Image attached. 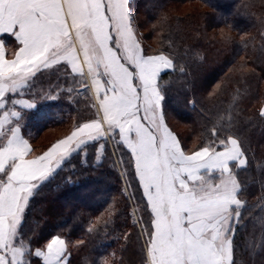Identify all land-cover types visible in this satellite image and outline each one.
I'll return each instance as SVG.
<instances>
[{
  "label": "snow or ice",
  "instance_id": "obj_1",
  "mask_svg": "<svg viewBox=\"0 0 264 264\" xmlns=\"http://www.w3.org/2000/svg\"><path fill=\"white\" fill-rule=\"evenodd\" d=\"M5 35L18 44L12 59ZM53 68L90 93L95 118L29 158L21 112L9 106L34 109L15 97ZM173 68L163 52L145 54L130 0H0V264H67L60 236L31 246L22 230L25 211L56 169L90 146L103 155L109 140L127 149L142 187L147 264H235V225L245 202L234 167L247 163L245 150L215 128L199 150H184L161 110V75Z\"/></svg>",
  "mask_w": 264,
  "mask_h": 264
},
{
  "label": "trees",
  "instance_id": "obj_2",
  "mask_svg": "<svg viewBox=\"0 0 264 264\" xmlns=\"http://www.w3.org/2000/svg\"><path fill=\"white\" fill-rule=\"evenodd\" d=\"M193 2L203 9L177 12ZM130 10L145 54L173 60L161 75V110L184 150H199L213 128L241 141L247 163L234 172L245 206L235 225L234 261L264 264V0H130ZM27 115L32 151L39 153L73 120L95 118V110L89 94L63 90ZM53 129L58 134L45 139ZM98 155L90 146L53 172L30 199L24 236L33 248L60 236L68 243L67 264H147L141 227L149 210L129 153L109 140Z\"/></svg>",
  "mask_w": 264,
  "mask_h": 264
},
{
  "label": "crops",
  "instance_id": "obj_3",
  "mask_svg": "<svg viewBox=\"0 0 264 264\" xmlns=\"http://www.w3.org/2000/svg\"><path fill=\"white\" fill-rule=\"evenodd\" d=\"M139 36V35H138ZM5 40V46L7 51V59H12L13 55L12 53L15 52L18 49V44L15 41V39L11 36L5 35L3 37ZM148 55H154V54H148ZM69 89H72L69 91ZM63 90L68 92H73L74 95H83L84 93H87L90 95V93L82 88L80 85L76 84L75 81L71 77H67L63 74L62 70L58 68H53L49 70H45L41 73L37 74V77L31 82V85L29 88L22 90V94H17L15 98L17 99H29L32 102L35 103L36 107L31 110L24 109L20 105L15 106H9L14 107L16 111L21 112V119L19 121L20 127H21V135L24 136L25 139H28L30 145V128L34 126V124H29V118L28 113H31L33 111H36L41 104H44L46 102L55 100L59 95L62 94ZM3 110H0V116H2ZM15 121V118H13ZM93 118H86L82 122H74L75 120L70 123L69 127L71 130L66 133L64 136H60L56 139H54L47 148H45L43 151L39 153H34L33 151L30 153L29 158H34L35 156L42 155L44 151H47V149L55 142H57L59 139H63L67 135L71 134V131L74 130V128L83 123L88 122ZM32 147V146H31Z\"/></svg>",
  "mask_w": 264,
  "mask_h": 264
},
{
  "label": "rangeland",
  "instance_id": "obj_4",
  "mask_svg": "<svg viewBox=\"0 0 264 264\" xmlns=\"http://www.w3.org/2000/svg\"><path fill=\"white\" fill-rule=\"evenodd\" d=\"M194 6H196L197 8H199V4L196 3V2H193V3H186V4H182L180 5L178 8H177V12L179 13H182V14H185V13H188L190 11H194ZM202 6H200V9H203V7L201 8ZM133 27H134V30H135V33H136V38L137 40L140 42L141 44V47H142V41H141V38H140V31L137 29V27L135 26V24H133ZM139 35V36H138ZM263 109H264V106H263ZM179 128V127H178ZM181 129V127L179 128ZM181 131H185V129L182 127ZM56 134H58V132L56 130H50L49 132H46L45 134V139L49 140L50 138L54 137ZM192 149V146L189 147V150ZM192 153V152H191ZM189 152V154H191ZM138 179V177H137ZM142 188V187H141ZM142 236V235H141ZM143 238V243H144V237L142 236Z\"/></svg>",
  "mask_w": 264,
  "mask_h": 264
}]
</instances>
